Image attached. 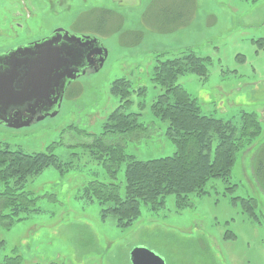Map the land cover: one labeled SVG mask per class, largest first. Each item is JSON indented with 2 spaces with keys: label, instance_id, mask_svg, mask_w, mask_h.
Masks as SVG:
<instances>
[{
  "label": "rangeland",
  "instance_id": "obj_1",
  "mask_svg": "<svg viewBox=\"0 0 264 264\" xmlns=\"http://www.w3.org/2000/svg\"><path fill=\"white\" fill-rule=\"evenodd\" d=\"M84 1L79 7L74 0L71 13L41 15L30 13L23 0H0V51L20 39L9 15L19 7L25 10L22 38L35 35L48 18V27L96 36L107 51L101 69L66 88L57 115L17 128L0 123V143L27 154L52 153L59 160L26 182L24 192L34 200L29 211L10 225L0 222V264H131L137 249L165 264H264V171L257 176L256 168L258 156H264V0H120L108 26L97 22L98 9L81 11L108 0ZM187 50L210 59L205 79L193 74L177 79L201 113L238 126L243 113H254L260 134L242 140L229 185L210 179L206 194L192 196L191 206L182 210L173 197L156 211L141 204L137 221L120 229L114 216L104 217L107 205L90 202L85 188L93 181L115 182L123 192L125 162L111 178L103 159L96 160L87 147L90 136L103 132L121 103L111 94L112 83L126 79L131 94L124 113L138 115L145 131L106 142L139 161L172 156L167 124L151 112L162 93L152 72L157 61ZM230 185H235L231 191ZM250 198L256 218L239 201Z\"/></svg>",
  "mask_w": 264,
  "mask_h": 264
},
{
  "label": "trees",
  "instance_id": "obj_2",
  "mask_svg": "<svg viewBox=\"0 0 264 264\" xmlns=\"http://www.w3.org/2000/svg\"><path fill=\"white\" fill-rule=\"evenodd\" d=\"M209 62V58L198 57L187 50L177 58L157 61L153 68L152 81L161 87L162 93L151 105V112L167 124L165 135L175 147L170 157L139 161L127 155L122 147L106 142L107 138L133 136L145 131L144 125L138 123V115L124 113L130 104V82L118 79L112 83L111 94L121 103L107 117L103 132L90 136L91 143L87 147L94 149L91 153L96 160L103 159L113 179L118 164L125 162L123 192L115 182L99 181L90 182L85 192L90 202L107 205L103 215L114 216L118 228L127 229L137 221L141 204L156 211L163 207L165 198L173 197L176 209L182 210L191 206L192 196L206 194L204 187L210 179H220L229 185L242 140L260 134L254 113H243L239 126L232 121L205 116L196 98L177 84L179 77L189 74L205 79ZM144 92V88L138 89V94ZM262 150L264 146L260 153ZM258 158L257 176L264 171V156ZM58 165L59 160L52 153L27 154L0 143V222L6 220L10 225L14 217L28 212L34 200L24 192L26 182ZM233 188L235 185H230L229 190ZM239 201L244 212L256 218L253 206L248 204L253 199Z\"/></svg>",
  "mask_w": 264,
  "mask_h": 264
},
{
  "label": "flooded vegetation",
  "instance_id": "obj_3",
  "mask_svg": "<svg viewBox=\"0 0 264 264\" xmlns=\"http://www.w3.org/2000/svg\"><path fill=\"white\" fill-rule=\"evenodd\" d=\"M69 2H71V4H69ZM73 3L74 0H23V6L28 8L30 10L29 11L30 13H35V14L39 13L41 15L44 14L46 10L59 15L62 14L63 12L71 13L70 11L73 8L72 5ZM77 3L79 7L86 6L85 4L86 1L84 0H80V1L77 0ZM121 5L122 2L120 0H108V3L103 1L98 6H89L88 8L82 9L81 11H86V13H92V12L95 13L96 9H98L97 12L100 14V17L97 20V22L102 23L104 26H108L111 17V12H115L116 11L115 9L120 8ZM24 7H19L20 9L17 8L16 11L10 12L9 14L14 19L13 22L14 26L12 27L13 28L12 31L20 39L18 42L14 43V45L8 47L6 50L0 51V73H4L7 70L9 72L12 71L14 72L18 65L23 66L22 64H19L22 60L38 59L40 56L41 57L43 56L42 53H45L46 56H48V54H54L55 51L58 56V58L55 57V59H59V57L62 56V52H67V50H71L72 52L77 51L78 45L74 43V40H71V37L87 38L89 41L91 40L97 41V44L93 45L94 47L84 49V57L80 62L75 60L74 62H71L69 64L70 70L73 71L78 70L79 73H81V71L85 72L84 75L78 74L79 76L76 79H78L81 76L87 75L89 72H97L99 69L102 68V67L99 68L98 53L100 52L101 48H103V46L101 45V42L98 41L96 36H91L90 34L89 35L77 34L65 27L50 28L46 25L48 18H45V23L43 24L41 22V28L38 29V32L35 35L22 38L25 30L23 28L24 25H22L25 14ZM12 18L11 20L13 21ZM16 28L19 30L16 31ZM18 50L19 51L28 50L31 53L19 55L17 56V59L14 58L15 60L12 59L5 61V58L7 59L10 58L13 52ZM57 73L60 74L61 70H59ZM14 82H16V80L13 81V83ZM72 82L68 84L67 87L71 85ZM50 89H51V93L56 91V88L52 87ZM46 90L47 89H42L41 91H46ZM43 98L41 97L40 99H31L30 101H26L20 103L19 105L17 104L11 107V109H19L22 111L30 112V113L28 112L23 113L22 117L20 116L14 119L25 120L31 117L35 121L36 118L39 117L44 112L54 111L55 109L53 104L55 99L54 95L49 96L48 94V97H46V99ZM62 101H63V96H62L61 104ZM15 112L16 111H12L10 113L11 117H13V114Z\"/></svg>",
  "mask_w": 264,
  "mask_h": 264
},
{
  "label": "water",
  "instance_id": "obj_4",
  "mask_svg": "<svg viewBox=\"0 0 264 264\" xmlns=\"http://www.w3.org/2000/svg\"><path fill=\"white\" fill-rule=\"evenodd\" d=\"M74 43L78 45V50L72 52H62V56L59 59L56 52L54 54L42 53L38 59H26L22 60L16 67V70L4 73H0V123L6 127L17 128L21 125H28L31 121H34L31 117L25 120H15L14 118L22 117L23 113H30L29 111H22L19 109H11L14 105L30 101L31 99H46L51 95H54V111L44 112L36 120H42L45 117H54L57 115L60 109L62 96L66 90L68 84L74 81L80 74L84 75L85 72L78 70H70L69 64L75 60L80 62L84 57V49L92 48L97 44L96 40L89 41L87 38H75L71 37ZM31 53L28 50L15 51L10 58H5V61L15 60L17 56ZM64 55V56H63ZM99 55V68L102 67L106 57L107 51L101 48ZM15 58V59H14ZM61 70V73H57ZM13 83V81H15ZM56 88V91L51 93L50 88ZM47 89L46 91H41ZM16 111L11 117L10 113ZM35 120V121H36ZM131 264H165L163 259L156 256L154 253L147 250L137 249L133 250L130 255Z\"/></svg>",
  "mask_w": 264,
  "mask_h": 264
}]
</instances>
